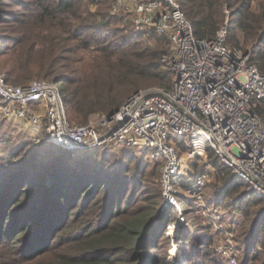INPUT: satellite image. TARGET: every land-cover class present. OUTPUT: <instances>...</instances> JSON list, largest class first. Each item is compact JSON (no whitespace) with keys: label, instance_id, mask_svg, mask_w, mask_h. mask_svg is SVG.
Returning <instances> with one entry per match:
<instances>
[{"label":"trees","instance_id":"16d2710c","mask_svg":"<svg viewBox=\"0 0 264 264\" xmlns=\"http://www.w3.org/2000/svg\"><path fill=\"white\" fill-rule=\"evenodd\" d=\"M10 1L0 0V24L8 22L5 16L9 13ZM114 1L34 0L30 11L14 19L10 33L5 34L0 27V40L4 36L0 45V72L7 82L16 85H25L34 78L59 83L69 118L76 124L88 123L93 115L116 111L132 93L143 88L151 85L170 88L172 75L161 62L168 41L153 30H137L128 15L113 14ZM179 1L197 37H215L225 23L227 8L230 12L227 43L237 48L254 43L264 45V0ZM93 6H97L95 11ZM263 53L254 50L252 58L257 61L262 56L263 62L257 63L264 71ZM61 63L67 74L56 72ZM254 110L264 122V101H256ZM11 125L7 121L0 123V128L5 130L3 141L9 140ZM34 141L25 140L24 148L12 154L8 160L14 162V167L10 166L12 173L0 174V244L15 239L13 236L22 234L29 238L32 234L34 239L26 248L31 250L32 258H40L53 244L60 246L66 231L74 230L68 219L75 213L80 211L82 216L90 207H97L105 209L108 219L122 207L132 210L141 202L138 219L129 218L120 226L114 223L110 233L103 232L104 237L90 234L81 253H62L52 262L35 259L33 264H170L166 257L155 256L159 239L167 235V226H177L178 244H186V247L179 246L185 254L183 262L202 259L205 253L199 250L197 239L192 241L191 225L186 221L179 225L180 211L169 206L163 217L159 216L164 202L161 162L151 161L146 152L124 150L118 158L122 162H134V166L126 164L110 172L105 160L107 151L103 149L70 152L46 141ZM177 148L182 155L181 147ZM102 153L104 160L98 161L96 154ZM207 154L209 167L199 172L192 170L191 176L211 171L221 181L212 201L232 209L235 214L252 215V221L259 222L258 227L251 225L244 232V248L247 263L251 258L252 264L255 261L264 264V194L243 184L212 148H208ZM23 156L27 157L23 159ZM184 178L179 191L185 193L180 191L179 201L186 203L182 205L183 213H193L198 209L197 202L195 198L186 199L191 185ZM209 184L204 186L203 195ZM139 193H143L141 200L129 203ZM212 228L213 225L203 223L199 229L204 232ZM75 240L80 241L78 237ZM101 249L108 254H96ZM128 249L132 251L127 253ZM121 254L129 255L116 260Z\"/></svg>","mask_w":264,"mask_h":264},{"label":"built area","instance_id":"2783aa9c","mask_svg":"<svg viewBox=\"0 0 264 264\" xmlns=\"http://www.w3.org/2000/svg\"><path fill=\"white\" fill-rule=\"evenodd\" d=\"M112 13L128 15L137 30H154L168 41L161 62L172 75L170 88L139 90L113 114L76 124L59 83L33 79L16 85L0 72V123L21 124L36 142L65 151L148 153L162 165L163 208L181 209L183 158L177 146L183 143L190 148L188 158L207 157L212 148L243 184L264 194V122L254 110L256 101H264V71L252 50L227 43V19L208 39L195 35L179 0H115ZM211 179V171L199 173L187 195L200 199ZM219 251L230 264H238L231 246Z\"/></svg>","mask_w":264,"mask_h":264},{"label":"rangeland","instance_id":"374dc122","mask_svg":"<svg viewBox=\"0 0 264 264\" xmlns=\"http://www.w3.org/2000/svg\"><path fill=\"white\" fill-rule=\"evenodd\" d=\"M34 0H12L9 2L7 9L9 11L8 15L5 16L7 19V23L0 24V27L3 29L2 32L5 34H8L11 32V27L14 24V19H16L19 15L26 11H30L32 8H29V6L33 3ZM98 1V0H96ZM256 4V3H254ZM257 5V4H256ZM97 6H93L92 9L93 11L96 10ZM229 10L225 8V21L227 19L228 23L230 20V12ZM229 13V16L227 14ZM123 27L122 25H120ZM154 31V30H153ZM155 32V31H154ZM156 33V32H155ZM157 34V33H156ZM4 35V34H3ZM158 35V34H157ZM4 36H2L0 40V45H2L4 41ZM105 40V38H104ZM107 42V41H106ZM259 44V43H254L249 46H244L242 47L243 50H252V55L254 53V50H261L264 52V45ZM264 55V53H263ZM258 63H262V56L260 58H257ZM260 67V66H259ZM261 68V67H260ZM57 73H63L67 74L68 70L64 68L63 63L59 64L57 70ZM38 79V78H34ZM155 87V85H151L149 87L143 88L148 89ZM137 92V91H136ZM64 93V92H63ZM135 93V92H134ZM132 93V94H134ZM131 94V95H132ZM130 97V96H129ZM128 99V98H127ZM94 116V115H93ZM90 119L91 121H96L98 116H94ZM11 126L9 128L8 136L9 137L8 141H3L2 138L5 135V130L0 128V174H10L12 173V170L10 172V166L14 167V162H9L8 160L12 159L13 153H16V149H22L24 148L23 142L25 140H33L31 134L29 131L23 127L21 124L13 123L11 122ZM6 137V136H4ZM29 137V138H28ZM6 139V138H5ZM36 142V141H34ZM181 150L183 151L182 153V164H183V171H182V177L181 179H186L187 182L191 185L193 181V177L191 176L192 170L195 172H199L202 168H208L209 167V156L207 154V157L204 156H195L193 158H188V153L190 152V148L186 144H180ZM103 149V151L106 152V163L109 165V170L110 172H115L119 167H124L126 164H128L130 167L134 166V162H122L121 159L118 158L119 153L121 151H115L113 149H105V148H99ZM26 152V151H25ZM77 152V151H75ZM83 152V151H81ZM80 155V153L78 152ZM12 155V156H11ZM103 153L96 154L98 161H102L103 159ZM27 156H23V159L26 158ZM28 158H31L28 157ZM111 163V164H110ZM124 163V164H123ZM12 164V165H11ZM123 164L122 166H120ZM155 164V163H154ZM195 166V168L193 167ZM13 171L15 169L13 168ZM189 178V180H188ZM213 178L215 181L213 182ZM183 181V180H182ZM220 180L217 179V177H214L212 174V179L208 182L210 183L208 188L205 189V195L204 191H202V197L199 199L196 196L190 197L187 195L186 199H191L195 198L197 204V210L193 213L187 212L183 213V206H186L183 204L184 202L180 203V226H182L185 221L191 225V230L192 234L191 237L192 241L194 239H197V243L199 245V250L204 251V256L202 259L196 260V258L188 259L185 262L183 260L185 259V254L183 249L181 247H186V244L183 242H180L178 244V228L174 229V226H167V235L165 237H162L158 241V246L156 249H158V253L155 252V256L157 254H160L162 259L167 258L171 263L170 264H230V262L224 258L219 249L224 247V246H231L233 249V252L236 255L237 263L238 264H252V259L250 258L247 263V258L245 256V240L246 237L244 236V232L248 231L250 229L251 225L259 226V222L257 221L254 223L252 221V215L247 217L244 215L242 212L234 213V211L230 208H227L224 205H219L215 202L212 201V199L215 197L213 196V193H215V189L217 186L221 185ZM158 186V184H157ZM181 194L185 193L182 190ZM157 191H152V193H156ZM183 192V193H182ZM144 193V192H143ZM143 193H139L135 195V199H132L129 201V203H132L134 200H141V195ZM186 195V194H184ZM103 193H100L99 197H102ZM191 201V200H190ZM145 203L147 202L146 200L144 201ZM164 204V202H163ZM161 206L159 208V216L163 217L164 211L167 207L163 208L164 206ZM144 205V204H143ZM126 206V205H125ZM96 207V206H95ZM90 210L87 211L85 215L80 216V211L79 213H75V216H70L69 221L70 225L73 227V231H69L65 233V236L63 237L64 239L59 243L60 246L57 247V243L53 244L50 247L49 252L42 256V257H37V258H32L33 256L31 255V250L28 251V247L30 243H32L34 236L32 237V234H29L30 237L28 238V235H19V236H13L15 239L7 240L6 242H3L0 244V264H33L35 259H45V261L52 262L55 258L60 256L62 253H67L70 252L72 255H76L81 253L83 251V246L86 240H89L90 234H102L101 236L104 237L105 234L111 232V227L115 223V225H119L125 223L129 218L133 219H138L141 215V202L137 203V206H134V208L131 210L122 207L120 210H117V212H114L108 219L105 217V209L99 210L97 207L96 208H89ZM74 212V211H73ZM130 213V214H128ZM183 214V215H182ZM117 216L110 222V219ZM68 221V222H69ZM40 222V220H39ZM208 224V225H213V228L211 230H204L202 231L200 226L202 224ZM159 227V226H158ZM199 227V228H198ZM110 229V230H109ZM105 231V234L103 233ZM249 232L246 234L248 235ZM198 235L199 238H198ZM79 238L80 241L75 240V238ZM93 237H97L94 235ZM73 240L71 241V239ZM75 240V241H74ZM201 241L203 242L201 244ZM207 242V244H206ZM88 243V241H87ZM182 243V244H181ZM203 248V249H201ZM25 249V252L23 250ZM79 250V252H77ZM132 251V249L126 250L127 253ZM141 251V250H140ZM97 253H102V254H108L106 250H98ZM141 253V252H140ZM94 254V253H93ZM129 254H121L119 256H116L117 259H122L128 256ZM246 259V260H245ZM259 262H254V264H258ZM128 264V263H127ZM165 264V263H161ZM167 264V263H166Z\"/></svg>","mask_w":264,"mask_h":264},{"label":"water","instance_id":"95a60500","mask_svg":"<svg viewBox=\"0 0 264 264\" xmlns=\"http://www.w3.org/2000/svg\"><path fill=\"white\" fill-rule=\"evenodd\" d=\"M113 114V112L110 113V115Z\"/></svg>","mask_w":264,"mask_h":264}]
</instances>
